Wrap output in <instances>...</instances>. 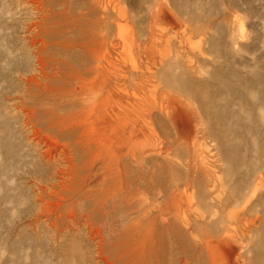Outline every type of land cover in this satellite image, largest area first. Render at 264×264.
Here are the masks:
<instances>
[{
    "label": "rangeland",
    "instance_id": "374dc122",
    "mask_svg": "<svg viewBox=\"0 0 264 264\" xmlns=\"http://www.w3.org/2000/svg\"><path fill=\"white\" fill-rule=\"evenodd\" d=\"M27 1L0 0V264H171L168 225L191 264H208L194 245L200 228L180 216L210 211L208 197L192 209L185 199L201 201L213 185L229 195L228 209L215 208L213 239L257 217L244 244L264 258V0ZM166 68L204 84L224 118L222 148L200 134L191 145L198 124L165 85ZM152 100L190 131L175 140L155 110L171 152L146 140ZM237 245L213 250L212 264H235Z\"/></svg>",
    "mask_w": 264,
    "mask_h": 264
},
{
    "label": "bare ground",
    "instance_id": "6f19581e",
    "mask_svg": "<svg viewBox=\"0 0 264 264\" xmlns=\"http://www.w3.org/2000/svg\"><path fill=\"white\" fill-rule=\"evenodd\" d=\"M27 1V0H26ZM70 1V0H69ZM28 2V1H27ZM29 2H30V0H29ZM36 3V2H35ZM34 4V3H33ZM33 4H31V5H33ZM39 4V3H38ZM41 4V3H40ZM39 4V5H40ZM43 5V4H42ZM42 5H41V7H42ZM30 6V5H29ZM37 7V6H36ZM50 7V6H49ZM48 7V8H49ZM34 8V7H33ZM43 9H41V11L42 10H44V6L42 7ZM56 8H58V7H56ZM35 9V8H34ZM51 10V9H50ZM48 11V10H47ZM47 11H44V12H47ZM33 12V11H32ZM35 12H37L36 10H35ZM50 13V12H49ZM51 13H53L52 11H51ZM50 13V14H51ZM153 13V12H152ZM151 13V14H152ZM41 14V13H40ZM80 14V13H79ZM155 14V13H154ZM44 15V14H43ZM54 15V14H53ZM151 16H153V15H151ZM43 17V16H42ZM46 17H48L47 15H46ZM50 17V16H49ZM154 17H155V15H154ZM154 17H152V19H154ZM38 18V17H37ZM54 18V17H53ZM42 20V19H41ZM45 20V19H44ZM48 20V19H47ZM35 21V20H34ZM39 21H40V19H39ZM50 21V20H49ZM49 21H47V22H49ZM45 22H46V20H45ZM46 22V23H47ZM52 22V21H51ZM44 23V22H43ZM55 23V22H54ZM49 24H51V23H49ZM39 25V24H38ZM34 26V25H33ZM118 26V25H117ZM32 27V26H31ZM76 27V26H75ZM30 28V27H29ZM46 28H47V26H46ZM91 28V27H90ZM32 29V28H31ZM41 29V28H40ZM44 30H45V28H43ZM149 29V28H148ZM150 29H152V27L150 28ZM201 29V28H200ZM153 30V29H152ZM150 31V30H149ZM42 33H43V30H42ZM31 34H33V29H32V33ZM41 34V33H40ZM155 34V33H154ZM39 35V34H38ZM159 35H162V34H159ZM32 36V35H31ZM34 36V35H33ZM41 36H43V35H40L39 37H36L37 38V40H38V38L40 39V37ZM153 36V35H152ZM35 37V36H34ZM34 37H32L30 40L31 41H33L34 42V40H32ZM151 37V36H150ZM155 37V36H154ZM160 37V36H159ZM42 38V37H41ZM51 38V37H50ZM153 38V37H152ZM157 38V37H156ZM35 39V38H34ZM93 39V38H92ZM160 39V38H159ZM48 39H46V41H47ZM75 42V41H74ZM135 42V41H134ZM29 43V42H28ZM40 43V42H39ZM48 43V45L50 44L51 45V43H49V42H47ZM154 43V42H153ZM36 44V43H35ZM34 44V45H35ZM37 45H39L40 46V44H37ZM36 45V46H37ZM85 45V44H84ZM30 46V45H29ZM35 46V48H36V50H37V48L38 47H36ZM52 46V45H51ZM33 47V43H32V46H31V48ZM48 47V46H47ZM50 48V47H49ZM29 49V48H28ZM40 49V48H39ZM42 49V48H41ZM183 49V48H182ZM35 50V49H34ZM44 51L46 50V49H43ZM42 50V51H43ZM47 50H49L48 48H47ZM40 51V50H39ZM94 51V50H93ZM36 54L38 55V53L36 52ZM41 54V53H40ZM154 55V54H153ZM132 57V56H131ZM36 58V57H35ZM45 58V57H44ZM158 65H160V66H162V68L165 66V67H167V65H168V63L167 62H164L163 60H159V62H158ZM179 65V64H178ZM131 67L133 68V70L134 69H136V67L134 66V64H132L131 65ZM157 68V67H156ZM169 68H170V66H169ZM176 68V67H175ZM158 69V68H157ZM74 70V69H73ZM72 70V71H73ZM84 70V69H83ZM132 70V69H131ZM129 71V70H128ZM160 71H161V69L159 70V73H160ZM169 71H170V69H168V68H166V70H165V72H163V80H164V82H165V85L167 86V88H169V89H172L174 92H176L178 95H180L181 97H183L184 99H185V102L186 101H188V103L189 104H187V106H188V108H189V110H190V113H192V116H194V119H195V121H196V123L198 124V126H195L194 127V129H193V134L191 135V137L189 138V139H191V145H197V143H198V135L200 134V135H207V137H209V138H211V140L212 139H216L217 141H219L218 143H220V146H221V148L223 147V143H222V141L224 140V137H225V135H224V130H225V128H224V126H223V124H224V118L219 114V113H217L216 111H213V112H211V108H213L212 106L214 105L213 104V101H212V99L210 98V96L208 97V96H206L203 92H202V90H203V85L200 83V84H193V83H188V82H183V81H180L178 78H175V77H173L172 76V74H170L169 73ZM76 72V71H75ZM78 72V71H77ZM76 72V73H77ZM80 72V71H79ZM135 72V71H134ZM142 72V71H141ZM153 72V71H152ZM157 72H158V70H157ZM133 73V72H132ZM159 73H157L158 74V76H159ZM129 74V73H128ZM127 74V75H128ZM149 74H151V73H148V75ZM76 75H81L82 76V73L81 74H79V73H77ZM130 75V74H129ZM80 76V77H81ZM144 76V73H140V77L142 78ZM150 76H152V75H150ZM149 76V77H150ZM157 76V77H158ZM78 77V76H77ZM139 77V78H140ZM121 78H123L124 79V76L123 77H119V78H117V79H115V80H117V81H121L122 79ZM144 78V77H143ZM152 78V77H151ZM148 79V78H147ZM141 81H142V79H140ZM161 80V79H160ZM163 80H162V82H163ZM148 82V81H147ZM161 82V81H160ZM76 83H77V81H76ZM81 83V82H80ZM119 83V82H118ZM154 83V82H153ZM156 83V82H155ZM145 84V83H144ZM115 85H117V84H115ZM149 85V84H148ZM159 85V84H158ZM157 85V86H158ZM161 85V84H160ZM144 85H142V87H143ZM118 87H119V84H118ZM159 88H160V86H158ZM139 88H141L140 86H139ZM162 89H163V87H161ZM148 89V88H147ZM158 91H160V89L158 90ZM141 93H142V91H141ZM160 93V92H159ZM152 94V93H151ZM157 94H158V92H157ZM131 96H134V94H132ZM152 96V95H151ZM151 96H150V98H151ZM175 96V95H174ZM179 96V97H180ZM212 96V95H211ZM126 97V99L128 100V98H131L130 96H125ZM157 97V96H156ZM159 97V96H158ZM163 97V96H162ZM166 97V96H165ZM164 97V98H165ZM176 97V96H175ZM122 97H121V95L118 97V99H121ZM177 98V97H176ZM183 98H182V102L184 101L183 100ZM173 100V99H172ZM179 100H181V99H179ZM161 101H163V100H161ZM164 102V101H163ZM175 102V101H174ZM163 104H165V103H163ZM162 103H157V102H155L154 100H152L151 102H149V106H147L146 107V109H144L143 110V115H146V117L144 116L141 120H142V122L145 124V126H144V128L149 132L148 133V135L146 136V140H150V139H152L153 141H157L158 142V144H159V149L160 150H162L163 148H169L170 149V152H171V148H170V146H168V144L167 145H161V142L160 141H158V136H157V134H156V131H155V128H154V122H155V120H156V114L154 113L155 112V110H158L159 112H163V116L165 117V120H166V122L168 123V125H169V127L173 130V137H174V139L175 140H178V139H182L183 140V142H185V140H186V138H187V135L189 134V132H183V126H180L178 123H175L174 122V120H173V118H172V113H171V111H170V107H169V105L167 104H165V105H163ZM193 104H195L194 105V107L192 106ZM172 110V109H171ZM115 115V114H114ZM204 115H207V116H204ZM117 116V115H116ZM204 117H207V118H204ZM123 126H125V125H127L126 123H124V122H122L121 123ZM196 124V125H197ZM214 124H218L219 125V129H218V131L216 132L215 130L213 131V125ZM141 126H142V124H141ZM216 126V125H215ZM186 128H188V126L186 127ZM159 133V132H158ZM226 133V132H225ZM160 136V135H159ZM203 137V136H202ZM201 139V138H200ZM200 139H199V141H200ZM163 141V140H162ZM213 141V140H212ZM215 141V140H214ZM209 142H211V141H209ZM208 142V143H209ZM198 144H200V143H198ZM211 145V144H210ZM203 146V145H202ZM193 147V146H192ZM213 148V147H212ZM198 149H200V148H198ZM217 149H219V148H217V146H216V150ZM196 150H197V148H196ZM221 150V152H222V150L223 149H220ZM219 150V151H220ZM223 151H225V149L223 150ZM170 152L168 153V155L170 154ZM203 152V151H202ZM223 153V152H222ZM228 153V152H227ZM174 154V153H173ZM194 154V153H193ZM221 154V153H220ZM222 155V154H221ZM228 155V154H227ZM226 155V156H227ZM229 156V155H228ZM188 157V156H187ZM199 158V157H198ZM203 158V157H202ZM234 159H235V157H234ZM220 160V159H219ZM192 161H194L193 160V158H192ZM197 162V161H196ZM234 162V161H233ZM187 165V164H186ZM185 166V165H184ZM216 166V165H215ZM219 167V166H218ZM199 169V168H198ZM197 170V169H196ZM223 170V169H222ZM201 171V170H200ZM187 172V171H186ZM196 172H198V170L196 171ZM213 173V172H212ZM218 173V172H217ZM195 175V174H194ZM215 175V174H214ZM198 175H197V173H196V177H197ZM199 177H200V174H199ZM201 177H203V176H201ZM211 177V176H210ZM186 178V177H185ZM214 178V177H213ZM217 179V178H216ZM201 180H202V178H201ZM206 180V179H205ZM213 180V179H212ZM203 181V180H202ZM194 182V181H193ZM198 182V181H197ZM205 182V181H204ZM204 182H202V183H204ZM199 183H201V181H199ZM207 183H208V181H207ZM213 184V183H212ZM216 184H217V182H216ZM224 184V183H223ZM210 185V184H209ZM218 185H219V183H218ZM201 186V185H200ZM205 186H206V184H205ZM208 187H210V186H208ZM213 187H214V185H213ZM213 187L211 186L210 187V190H209V192H201V193H199L198 194V197L201 199V201L200 200H196V198H195V196H192V195H190V196H187V198L185 199L187 202H186V204H188V207L190 208V209H192L194 206H195V208L200 204V207H201V203H203V204H205V201H206V198L208 199V200H210V201H212L211 203H210V205L209 204H206V205H209V208L211 209H209L210 211H207V212H205V213H198V212H195L194 210H192L191 212H192V214H193V219L192 220H188V217L185 215V214H183V215H181L180 216V220L182 221V223L184 224V226L187 228V229H189V228H191L192 230L193 229H196V231H197V228H200V234L198 235V237H197V239H196V243L194 244L195 245V248L196 249H198L199 250V253L200 254H204V257H205V259L208 261V264H212V259H211V256H212V252H213V250H217L218 249V247L219 248H224V249H226L228 252H229V250H230V248H232V246H233V243H235V245H236V242H237V246H238V248H237V250H239V254L237 253L236 254V256H235V258H234V263L235 264H264V258H263V256H262V251H261V248H260V246L258 245V244H252V245H250L249 247H247V244H244V242H248V237H247V234L249 233V231L250 230H253L252 228H254L253 227V225H255V222L258 220V218L257 217H255V218H252V219H247L246 220V222H244V224H243V226H244V228L242 229V231L238 234V236L236 235V236H234L233 234V237H230V238H228L227 236H222V237H220V238H218L219 240L218 241H215L214 239H213V234L217 231V230H219L218 228H217V230H216V222H218V219L216 218V210H215V208H217V209H219V206H223L224 204H226V203H228V201H229V195L228 196H224V194H223V192H221V190H218V191H216V190H211V189H213ZM196 188H198V187H196ZM202 189H203V185H202V187H201ZM219 188V187H218ZM201 189V190H202ZM216 189H217V187H216ZM200 190V189H199ZM199 190H198V192H199ZM200 190V191H201ZM203 190H206V189H203ZM254 191V190H253ZM183 192V191H182ZM189 192V191H188ZM226 192V191H225ZM185 193V192H184ZM230 193V192H229ZM208 194V195H207ZM227 194H228V192H227ZM233 194V193H232ZM186 195V194H185ZM248 195V194H247ZM197 196V195H196ZM233 196V195H232ZM244 196V195H243ZM251 196V195H250ZM236 197V196H235ZM246 197V196H245ZM231 198V197H230ZM238 198V197H237ZM232 199V198H231ZM234 199V198H233ZM246 201V200H245ZM248 201V200H247ZM201 202V203H200ZM234 202V201H233ZM240 202V201H239ZM235 203V202H234ZM231 204V203H230ZM244 204H242V206H243ZM205 206V205H204ZM220 207V208H221ZM223 207H225L226 208V206H223ZM239 207V206H238ZM187 208V207H186ZM207 208V207H206ZM229 208V206L226 208V209H228ZM231 208H233V207H231ZM179 209V208H178ZM224 209V208H223ZM189 210V209H188ZM199 210H201V209H199ZM246 210V209H245ZM218 211V210H217ZM182 212V211H181ZM190 212V211H189ZM224 212V211H223ZM240 212V211H239ZM225 213V212H224ZM233 213V212H232ZM245 213V212H244ZM225 214H227V212L225 213ZM223 216V215H222ZM226 216V215H225ZM244 216V215H243ZM226 218V217H225ZM227 218H228V216H227ZM237 218V217H236ZM165 219V218H164ZM164 221V220H163ZM225 222V221H224ZM231 222V221H230ZM182 224V225H183ZM218 224V223H217ZM224 224H226V222L224 223ZM263 224H264V220H263ZM166 225H168V224H164V226H166ZM234 226V225H233ZM242 226V227H243ZM264 226V225H263ZM224 227V226H223ZM230 228H231V225H230ZM223 229V231L222 230H220V231H222L223 233H225V229L224 228H222ZM233 229V228H232ZM165 230L167 231V234H166V236H169V238H171V239H174V240H172L171 242H170V244H169V246H167V248L169 247L170 248V252L172 251V252H174L175 254V259L173 260V262L171 263V264H191L192 263V261L194 260L192 257H191V254H190V256H188L187 254H186V252L184 251V249H185V247H184V245H183V243H182V236H181V234H180V232H179V229H178V231L177 230H174V228H171V226L170 225H168L166 228H165ZM219 231V232H220ZM239 231V230H238ZM221 232V233H222ZM234 232V231H233ZM232 232V233H233ZM237 232V231H236ZM250 232H252V231H250ZM188 233H189V231H188ZM193 233V232H192ZM197 233V232H196ZM190 234V233H189ZM198 234V233H197ZM222 235H224V234H222ZM226 235H228L227 234V232H226ZM196 237V236H195ZM168 238V239H169ZM167 239V240H168ZM193 239V238H192ZM250 240V239H249ZM252 240V239H251ZM188 242V241H187ZM250 242V241H249ZM251 243V242H250ZM188 244V243H187ZM228 247H229V249H228ZM184 248V249H183ZM188 248V247H187ZM189 249V248H188ZM189 251H192V250H188V252ZM194 251V250H193ZM251 253L252 255L249 257V258H247L246 257V254L247 253ZM261 252V253H260ZM191 253V252H190ZM198 253V254H199ZM199 256V255H198ZM171 259V258H170ZM203 259V258H202Z\"/></svg>",
    "mask_w": 264,
    "mask_h": 264
}]
</instances>
